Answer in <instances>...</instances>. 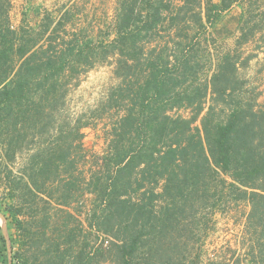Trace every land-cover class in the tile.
<instances>
[{"label": "trees", "instance_id": "16d2710c", "mask_svg": "<svg viewBox=\"0 0 264 264\" xmlns=\"http://www.w3.org/2000/svg\"><path fill=\"white\" fill-rule=\"evenodd\" d=\"M237 1L119 0L114 31L95 43L76 32L60 34L67 32L69 9L58 18L46 12L37 27H15L10 0H0V204L11 200L6 219L21 232L26 202L47 195L71 204L74 182L58 198L52 189L72 176L78 159L70 144L52 146L46 137L73 77L114 58L120 81L90 117L114 111L115 118L86 186L94 197L90 226L113 237L107 248L113 263L201 264L214 214L246 203L237 245L216 248L206 264H264V108L247 99L239 75L240 64L254 55L243 57V45L255 40L264 52V6L243 0L235 47L219 58L210 81L199 78L194 52L199 33ZM182 108L190 115L171 113ZM25 149V162L14 171L10 164ZM88 246L66 263L68 249L58 242L54 252L47 246L43 259L13 254V264H91Z\"/></svg>", "mask_w": 264, "mask_h": 264}, {"label": "rangeland", "instance_id": "374dc122", "mask_svg": "<svg viewBox=\"0 0 264 264\" xmlns=\"http://www.w3.org/2000/svg\"><path fill=\"white\" fill-rule=\"evenodd\" d=\"M212 1L218 2L219 0ZM118 2L119 0H10V19L15 27L20 25L25 28L37 27L46 12H50L53 18H58L63 10L69 9L71 16L66 23L67 32L62 30L60 34L69 37L76 32L98 43L108 38V32L112 34L114 31ZM256 5L264 6V0H259ZM243 6H232L222 13L221 19L213 27L201 31L195 38L194 52L199 62L198 75L202 81H210L219 58L225 52L234 49ZM157 38L162 43L165 41V38ZM256 45L257 42L253 40L240 49L243 57L250 53L254 55L248 63L240 64L239 75L245 80L243 89L247 99L255 98L253 100L255 107L264 108V52L256 48ZM114 68L115 60L111 58L108 63L97 64L88 71L79 73L78 77H73L68 83L64 106L60 114L56 116L54 126L46 139L52 146L70 144L71 157L78 159L76 167L71 169L72 176L69 173L65 174L60 189H52L54 198H58L63 193L65 184H68V181L74 182L70 188L71 204L58 205L55 199H50L47 195L36 198L34 203L26 202L23 212L19 215L25 223L28 222L26 230L23 229L20 232L11 218L7 220L12 257L13 254L23 256V254L35 253L43 259L47 246L50 245L54 252L55 243L60 242L64 248L68 249L64 258V263H66L73 255L79 254L81 246L88 242L89 246L85 254L88 255L87 258L91 257V264H114L112 261L114 254L107 250L114 240L113 237L90 226L91 222H95L94 197L86 190L91 168L106 150V130L115 118L111 116L115 115L114 111L103 117H98V115L90 117L91 111L104 99L109 88L120 81L114 74ZM209 103L210 96L206 101L205 110ZM171 113L190 115L189 110L184 108ZM82 114L84 117L78 121ZM84 122H89L90 125L80 128ZM195 124L200 125V119ZM79 132L83 134L82 138H79ZM29 151L25 149L16 162L10 164L14 171L23 166ZM82 155L85 157L82 158ZM69 168L72 167L69 166ZM28 198L31 200V196ZM5 202H11V200L7 198ZM5 202L0 204V212L9 214ZM248 210L246 203H240L238 207L227 213L218 211L214 214L215 226L209 232L203 245L204 255L201 264H206V256L213 254L214 250L221 245L226 243L237 245L243 230L244 215ZM44 218L48 221L46 228L42 221ZM44 229L47 231L46 236L43 234ZM70 230H73L72 238L68 237ZM36 232L34 236L36 241L31 243L29 235ZM2 236L1 221L0 264H9L6 241L4 243L5 238L3 239ZM70 245L74 247L71 250H69ZM5 257H7V262L4 261Z\"/></svg>", "mask_w": 264, "mask_h": 264}, {"label": "water", "instance_id": "95a60500", "mask_svg": "<svg viewBox=\"0 0 264 264\" xmlns=\"http://www.w3.org/2000/svg\"><path fill=\"white\" fill-rule=\"evenodd\" d=\"M0 221H2V230H3V236L6 241V247H7V252H8V262L9 264L12 263V252H11V245H10V239L8 235V230H7V219L3 213L0 212Z\"/></svg>", "mask_w": 264, "mask_h": 264}, {"label": "crops", "instance_id": "0c3cea01", "mask_svg": "<svg viewBox=\"0 0 264 264\" xmlns=\"http://www.w3.org/2000/svg\"><path fill=\"white\" fill-rule=\"evenodd\" d=\"M240 3H242L244 6H246V3H245V1H243V0H238L237 2H235L232 6H243L242 4H240ZM229 10V9H228ZM228 10H226V11H228ZM226 11H224V12H226ZM1 222V221H0Z\"/></svg>", "mask_w": 264, "mask_h": 264}]
</instances>
